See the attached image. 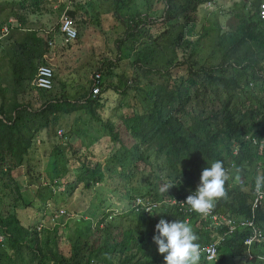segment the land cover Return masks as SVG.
Returning <instances> with one entry per match:
<instances>
[{
	"label": "trees",
	"instance_id": "obj_1",
	"mask_svg": "<svg viewBox=\"0 0 264 264\" xmlns=\"http://www.w3.org/2000/svg\"><path fill=\"white\" fill-rule=\"evenodd\" d=\"M47 1L0 0V14L9 11L14 20L0 39V264H165L153 241L161 218L192 228L199 264H264V201L253 210L255 180L264 174L262 0L233 2L227 14L235 22L218 29L212 62L200 59L195 18L200 7L213 8L219 0H156L163 3L161 13L145 2L146 9L132 14L121 12L136 0H100L111 7L108 11L118 21L114 28H123L116 39L118 56L123 49L135 53L143 48L132 58L131 75L115 72L118 57L106 58L96 71L101 74L97 96L92 80L58 79L57 84L55 75L51 91L33 84L38 67L46 64L51 38L31 27L26 14L43 13ZM67 13L76 26L87 14L76 5ZM159 52L164 53L162 62L155 61ZM89 124L99 125L97 130L108 138L106 162L80 139ZM44 134L55 141L56 151L50 181L35 190V184L24 181L31 167L25 175L22 168ZM217 160L229 179L214 213L253 220L252 228L229 232L226 221L216 226L182 208L180 202L195 192L202 169ZM71 164L77 176L60 193L63 206L66 193L74 194L79 184L87 190L106 185L115 173L128 207L110 210L101 199L94 211L80 216L58 208L53 216L61 210L76 215L69 216L76 219L68 233V223L49 227L44 214L36 224L23 223L20 210L45 213L49 202L57 204L53 188L63 184L54 181L71 171ZM236 175L243 179L237 182ZM166 184L171 187L162 190ZM138 198L155 206L146 212L136 205ZM254 231L257 238L249 245L246 240ZM211 243H217L213 261L204 252Z\"/></svg>",
	"mask_w": 264,
	"mask_h": 264
},
{
	"label": "rangeland",
	"instance_id": "obj_2",
	"mask_svg": "<svg viewBox=\"0 0 264 264\" xmlns=\"http://www.w3.org/2000/svg\"><path fill=\"white\" fill-rule=\"evenodd\" d=\"M94 1V2H93ZM91 2H76L75 0H48L42 6L43 13L40 14H26L27 21L30 26L38 30L44 37H50V52L45 57V63L50 64L57 75L56 83L59 80H67L68 82H81L88 84L92 80L94 74L98 73L97 68L106 61V58L116 59L118 57L119 62L115 65L116 73L125 72L128 75L133 74L134 69L132 67V58L136 57L139 51L143 48L141 47L137 52L132 53L128 49H123L121 54L118 56L116 51V39L119 38L123 33V28L118 26V21L113 17L110 10L111 7L108 5L104 6L100 0H93ZM234 1L240 0H219L217 6L214 4H207L204 7H200L196 14L197 22V32L201 36V47L200 58L202 62H206L212 57V49L216 42L217 31L221 27L230 26L228 24L234 23L235 19L229 17L227 12L233 5ZM145 2L148 3L151 9L153 8L159 10L161 13L163 8V3H156V0H136L131 7H126L121 13L132 14L141 8L147 7ZM153 3V4H152ZM76 8H80L83 12H87L82 18L81 22L77 23V29L79 32V37L77 40L65 43L63 35L59 31V26L61 21L68 17V11ZM146 11V10H145ZM9 11L0 14V39H3L9 34L7 28L8 23L14 21L9 17ZM69 18V17H68ZM85 21V22H83ZM52 44V45H51ZM165 49V48H164ZM166 50V49H165ZM169 50H167V53ZM133 55V56H131ZM155 61H164V53H157L155 55ZM206 59V60H205ZM214 59H209L212 62ZM104 80V79H103ZM115 83L118 82V77H115ZM56 84V85H57ZM71 123L74 122V116L70 117ZM75 124V123H74ZM82 124H77L76 127H81ZM86 127V126H85ZM90 127V128H87ZM83 129L81 133V140L84 141L88 146L95 147L98 153L103 155L102 162L104 161L105 155L109 153L108 148H104L107 143L106 137H102L103 130H97L100 126L90 125ZM43 136V135H42ZM43 138L40 137L36 140V147L32 152L29 160L22 168V174L25 175L28 167H31V172L29 175L25 176L26 181L35 184L33 188L37 190L40 185H47L50 181V176L52 172V164L54 162V151L55 141H49V139L44 135ZM103 138V139H102ZM60 147L66 144H59ZM94 149V150H96ZM104 150V151H102ZM61 160V159H60ZM68 167V166H67ZM71 171L69 170L63 176L56 178L55 183L63 184V186H54L53 190L58 196L57 204L54 206L53 202H49L46 206L45 213H40L37 209L27 208L25 210H20V217L25 224H36L40 222L42 215V220L47 226L52 227L55 224H60L66 226V233L71 232L70 227H72L74 220L69 219V216H74L73 213H66L64 215L53 216L57 210L65 209L73 212L77 211L78 215L82 212L94 211L93 206L98 204L99 201L104 199L106 205L110 210L122 211L124 208L128 207L126 205V198L122 194V183L116 174L113 173V178H107L106 185L97 184L95 187L87 190L82 184H79L74 190V194L66 193L67 204L63 206V200L61 198V192L67 188L68 183L74 185L76 179V172L71 164ZM25 174H24V173ZM50 173V174H49ZM243 178L240 175H236V181H240ZM49 180V181H48ZM66 185V186H65ZM99 185V186H98ZM109 188L115 191H110ZM68 194V195H67ZM65 211V210H64ZM53 220H50L52 218ZM76 216V215H75ZM77 216V217H79ZM85 216V215H84ZM71 220V221H70ZM73 221V222H72ZM63 226H61L63 228ZM64 231V230H63Z\"/></svg>",
	"mask_w": 264,
	"mask_h": 264
},
{
	"label": "clouds",
	"instance_id": "obj_3",
	"mask_svg": "<svg viewBox=\"0 0 264 264\" xmlns=\"http://www.w3.org/2000/svg\"><path fill=\"white\" fill-rule=\"evenodd\" d=\"M229 176L222 161H214L210 167L202 169L200 181L194 193L186 197V204L199 214H207L215 200L226 196L224 188ZM257 189L264 187V174L256 177ZM166 184L162 190L170 188ZM158 233L153 236L159 254L163 255L165 264H199V245L192 228L184 221L169 222L161 218L155 225Z\"/></svg>",
	"mask_w": 264,
	"mask_h": 264
},
{
	"label": "built area",
	"instance_id": "obj_4",
	"mask_svg": "<svg viewBox=\"0 0 264 264\" xmlns=\"http://www.w3.org/2000/svg\"><path fill=\"white\" fill-rule=\"evenodd\" d=\"M76 2H91L93 0H75ZM259 15L262 19H264V0L261 1L260 3V9H259ZM59 31L60 33L63 35L64 41L65 43H70L73 42L75 40H77L78 38V29L76 27L75 22L71 19V18H64L61 21V24L59 26ZM52 45V44H51ZM55 71L54 68L50 65V64H42L38 67V71H37V75L36 78L33 82V84L41 90L44 91H51L54 88V76H55ZM92 94L93 96H97L100 91H101V74L100 73H96L94 74L93 78H92ZM60 134H62V131H59ZM236 153V151H235ZM186 200H182L181 206L182 208H184L185 212L188 214H195L197 216H199L200 218H204L206 220H210L211 224H214L216 226H219L220 224H222L223 222H227L228 223V227H229V232H233L234 230H237L243 227H253L254 226V222L253 220H249V219H244V220H236L233 218H229V217H224V216H219L218 214H215L213 209H211L207 214H199L195 211H192L191 208L186 204L185 202ZM264 201V189L263 188H259L255 190L254 192V203H253V210L258 207V205ZM136 205H141L145 208V211L148 212L152 206H155L154 204H152L149 201H145L143 199L138 198L136 201ZM61 215L66 214V212L64 210H61L60 212ZM254 230V228L252 229V231ZM258 236H261V234L259 233ZM257 238V235L255 234V231L253 232V236L248 238L246 240L247 244H251L252 241L254 239ZM2 237H0V241H2ZM204 252L206 255L207 260L209 261H213L216 259L217 257V243H211L209 245H206L204 247Z\"/></svg>",
	"mask_w": 264,
	"mask_h": 264
},
{
	"label": "crops",
	"instance_id": "obj_5",
	"mask_svg": "<svg viewBox=\"0 0 264 264\" xmlns=\"http://www.w3.org/2000/svg\"><path fill=\"white\" fill-rule=\"evenodd\" d=\"M74 122H75V121H74ZM44 135H45V134H44ZM44 135L42 136V138H43V141H44V139H45V138H44ZM45 136H46V135H45ZM26 180H27V179H25L24 181L26 182Z\"/></svg>",
	"mask_w": 264,
	"mask_h": 264
}]
</instances>
